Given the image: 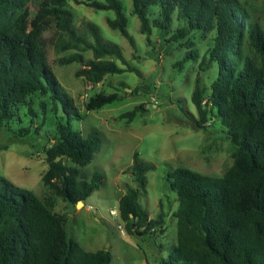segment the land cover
<instances>
[{
  "label": "trees",
  "instance_id": "obj_1",
  "mask_svg": "<svg viewBox=\"0 0 264 264\" xmlns=\"http://www.w3.org/2000/svg\"><path fill=\"white\" fill-rule=\"evenodd\" d=\"M69 1L0 0V132L17 123L12 139L33 143L44 136L43 127L52 115L55 135L49 136L43 182L56 196L77 205L99 190L105 177L97 172L89 179L65 160L89 165L101 149V140L74 128L75 118L83 115L48 63L45 32L55 26L67 37L57 43L58 50L76 52L63 64H83L77 77L86 76L95 85L107 75L137 70L110 60L127 64L118 45L101 42L97 28H90L94 45L78 35ZM132 1L146 35L155 28L161 37L170 36L169 43L185 40L190 49L194 33H215L209 65L217 68V76L208 93L196 85L192 101L198 118L189 121L193 128L205 130L215 115L236 147L234 164L222 177L184 167L170 173L179 200L177 243L168 259L162 257L157 264H264V11L254 17L244 0ZM90 6L113 10L116 18L108 19V25L134 43L120 1ZM87 51L93 52V59L85 60ZM197 57V50H191L184 61ZM121 100L118 93H100L91 97L86 109L100 110ZM20 107L26 108L28 126L17 115ZM141 112L145 110L138 106L122 117L132 121ZM154 169L138 152L134 154L131 171L137 186L128 189L119 205L130 236L165 233L164 214L151 218L141 203L148 173ZM55 207L54 198L43 201L0 175V264H112L111 251L84 250Z\"/></svg>",
  "mask_w": 264,
  "mask_h": 264
},
{
  "label": "rangeland",
  "instance_id": "obj_2",
  "mask_svg": "<svg viewBox=\"0 0 264 264\" xmlns=\"http://www.w3.org/2000/svg\"><path fill=\"white\" fill-rule=\"evenodd\" d=\"M118 1L128 19L127 30L133 44L108 25V19L116 18L113 10L99 11L90 6L93 2L105 3V0H71L67 6L74 15L78 35L94 45L96 38L90 28H97L101 42L118 45L127 64L110 60L137 71L107 75L102 83L95 85L86 76L77 77V73L84 70L83 64H63L64 58L76 52L58 50L57 43L67 37H63L55 26L45 32L48 63L83 115V119L75 118L74 128L85 135L96 134L101 140V149L89 165L79 166L70 160L65 163L80 169L89 179L97 172L103 174L105 178L99 190L78 207L56 196L44 184L43 177L48 170L46 151L51 146L49 136L55 135L52 115L43 127L44 136L33 143L12 139L11 132L18 128L17 123L10 130L0 132V175L33 191L43 201L54 198L55 213L66 217L70 236L84 250H109L113 256L112 264H157L162 257L168 259L177 243L175 213L179 200L171 188L170 173L184 167L204 175L222 177L234 164L236 147L228 138L221 119L215 115L210 117L205 130L193 128L189 121L193 116L198 118L192 101L196 85L208 93L217 76V68L209 65L215 33H194V46L190 49L185 40L169 43L170 36L161 37L155 28L149 35L142 32L132 0ZM244 1L249 3L254 17L264 11V0ZM195 49L198 57L185 62L188 53ZM84 56L85 60L93 59V52H84ZM100 93H118L122 100L100 110L87 111L86 104L91 97ZM35 102L37 106L36 99ZM138 106L145 112L138 113L132 121L122 117ZM26 112V108L20 107L17 114L23 120V126L29 124ZM41 121L42 118L35 123ZM6 144L8 148H5ZM136 152L155 166L148 173V185L141 203L151 218L164 214L165 233L162 235L130 236L126 222L120 216L121 197L129 188L137 186L131 171ZM112 211L117 212L116 215Z\"/></svg>",
  "mask_w": 264,
  "mask_h": 264
},
{
  "label": "water",
  "instance_id": "obj_3",
  "mask_svg": "<svg viewBox=\"0 0 264 264\" xmlns=\"http://www.w3.org/2000/svg\"><path fill=\"white\" fill-rule=\"evenodd\" d=\"M126 92H127V90H126ZM81 205H84V202H78V204H77V206L79 207V206H81Z\"/></svg>",
  "mask_w": 264,
  "mask_h": 264
},
{
  "label": "built area",
  "instance_id": "obj_4",
  "mask_svg": "<svg viewBox=\"0 0 264 264\" xmlns=\"http://www.w3.org/2000/svg\"><path fill=\"white\" fill-rule=\"evenodd\" d=\"M112 213H113V215H116V213H117V212H115V211H112Z\"/></svg>",
  "mask_w": 264,
  "mask_h": 264
}]
</instances>
